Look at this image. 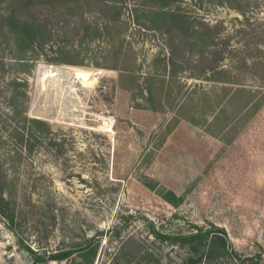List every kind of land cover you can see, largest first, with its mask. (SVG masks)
Masks as SVG:
<instances>
[{
    "label": "rangeland",
    "instance_id": "obj_1",
    "mask_svg": "<svg viewBox=\"0 0 264 264\" xmlns=\"http://www.w3.org/2000/svg\"><path fill=\"white\" fill-rule=\"evenodd\" d=\"M223 1L174 5L197 24H223L216 48L224 72L215 79H205L206 67L201 78L191 77L187 60L196 61V52L177 53L179 66L171 71L172 36L157 29L155 7L145 0L41 9L42 17H53L39 38L43 47L30 53L39 59L29 73L11 69L15 60L4 45L1 152L12 148L8 83L19 77L28 82L29 116L53 126L64 153L45 138L9 173L18 197L13 222L0 216V264H32L28 247L51 252L100 231L94 264H182L187 249L167 236L212 225L226 231L240 260L261 254L264 264V68L253 66L264 38L256 44L250 35L264 27V0H238L245 17L238 3ZM45 67L62 73L55 77ZM150 84L154 101L145 89ZM147 179L173 191L180 205L149 189ZM129 216L116 239L113 230ZM153 225L164 239L151 233Z\"/></svg>",
    "mask_w": 264,
    "mask_h": 264
},
{
    "label": "trees",
    "instance_id": "obj_2",
    "mask_svg": "<svg viewBox=\"0 0 264 264\" xmlns=\"http://www.w3.org/2000/svg\"><path fill=\"white\" fill-rule=\"evenodd\" d=\"M72 1V3H69ZM80 0H0V73L4 76L7 72V65L4 59L6 49L4 45L10 49L13 55L14 63L11 69H17L18 73L31 72L35 67L36 61L30 53H36L43 47L44 43L39 40L45 33L49 32L48 20L53 15L42 17L41 9H48L52 13L54 11L66 12L74 11V4ZM153 5L155 23L157 29L172 36L170 45V67L171 71L176 72L179 66L177 53L192 52L198 53L196 61L190 62V75L192 78H201L200 74L204 70V75L210 72V78L215 79L218 74L223 73L220 63L223 59V52L216 48V42L220 39L222 23L210 24L198 22L191 19L180 8L175 7V3L179 0H145ZM213 1V0H208ZM232 1V0H231ZM238 3L240 13L245 17L241 3ZM224 4L223 0L219 2ZM73 5V6H72ZM51 13V14H52ZM248 21V20H247ZM253 43L264 38V27L257 30L252 29L250 32ZM260 53H262L260 51ZM37 56V55H36ZM62 63L81 66L84 62L65 61ZM169 66V65H168ZM255 68H264V53L256 57ZM28 72V73H29ZM174 74V73H172ZM11 94L8 98L11 113L5 118V125L9 122L10 126V142L12 148L6 152L0 150V216L13 222L16 210L18 189L16 179L11 178L9 173L14 169H19L26 158L32 155L43 144L45 138H49V145L52 149H56L58 153H64V144L57 141L54 134L53 126L45 120L33 118L29 116L30 96L28 94V82L15 77L8 83ZM154 85L147 86L146 91L148 100L155 98ZM1 88V84H0ZM145 90H142L144 95ZM0 120L2 117L0 116ZM1 123V122H0ZM5 141L0 137V148ZM18 172L15 170V173ZM145 185L157 191L159 195L178 207L181 203L179 198L173 191L161 189L157 190L154 181L147 179ZM24 195V194H23ZM132 216H129L124 224L117 226L113 230V236L116 239L123 237V232L128 229ZM152 225V223H151ZM195 231L189 233H181L174 236H167V239L173 245L185 248L188 251V258L182 264H221L225 260H230L232 264H263L262 255L247 256L244 260H240V256L232 247L231 242L227 238L226 231L215 225L212 228L203 229L194 226ZM151 233L157 238L164 239L163 235L152 226ZM104 232H96L92 236L85 235L81 240L73 241L66 248L57 249L51 252H41L30 247L26 248L32 257V264H49L50 262L69 261L78 255V259L74 258V264H94L98 252L102 246ZM239 259V260H238Z\"/></svg>",
    "mask_w": 264,
    "mask_h": 264
},
{
    "label": "bare ground",
    "instance_id": "obj_3",
    "mask_svg": "<svg viewBox=\"0 0 264 264\" xmlns=\"http://www.w3.org/2000/svg\"><path fill=\"white\" fill-rule=\"evenodd\" d=\"M42 70H50V72L52 73V74H54V76L55 77H57V76H59L60 77V75H61V73H62V71L59 69V68H44V69H42ZM49 72V71H48ZM70 76H73V77H75L76 76V78H77V75H73V74H70Z\"/></svg>",
    "mask_w": 264,
    "mask_h": 264
}]
</instances>
